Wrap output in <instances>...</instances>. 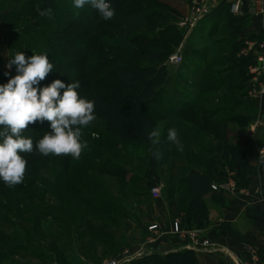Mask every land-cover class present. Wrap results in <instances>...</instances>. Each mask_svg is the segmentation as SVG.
<instances>
[{
	"label": "trees",
	"instance_id": "obj_1",
	"mask_svg": "<svg viewBox=\"0 0 264 264\" xmlns=\"http://www.w3.org/2000/svg\"><path fill=\"white\" fill-rule=\"evenodd\" d=\"M36 1L37 3L33 0V3L37 4L36 9L39 11L34 10L33 16L42 17L47 11H51L54 22L46 29L43 25L21 26L20 28L13 26L12 32L7 36V49L10 51V58L18 52H23L26 58L33 54H46L49 62L53 64V71L34 87L42 89L57 79L66 86L78 81L80 84L77 89L78 94L81 98L94 102L93 114L95 117L105 119L106 131L92 130L83 126L81 141L87 142V148L82 151L79 159H75L71 156H54L52 154L44 156L41 154L36 145L44 134H51L50 122L45 120L29 124L28 128L22 132V136L32 140L33 151L21 153L27 161L23 182L7 186L0 180V183L12 195L9 198L4 193L2 194L11 207L10 210L4 212L14 217L19 214L30 217L33 221L34 234L50 217L54 223H57V229L60 231L73 232V229L76 228L75 223L80 224L79 228L82 227L80 222L82 215L78 212L79 205L84 204L86 208H93L100 213H112V209L119 210L117 206L108 207L96 204L80 195L85 192L88 196L99 199V196L92 192L93 179L86 176L91 171L119 178L129 172L123 166L113 163L111 156L107 154L108 150L113 152L116 159L124 160L127 165L132 163L130 159H123V155L127 151V155L136 154V158H141L143 161L148 159L146 182L149 187H154L160 182L158 170L164 165L166 155L163 154V158L159 161L153 158V144L148 137V133L154 129L152 125L169 121L165 128L167 132L169 129L175 128L177 132L187 137L186 140H183V149L187 153V144L189 147L191 145L198 146L196 141L190 140L200 135L196 134V131L204 133V130L197 124L196 119L199 118L190 114V111L197 110L201 117H207L208 122L216 124L218 133H222L225 123L223 120L216 122V116L223 111L224 107L213 108L210 113L206 114L205 108L193 105L194 103L179 107L176 104L175 107L171 105L166 110L167 113L164 117L160 119L149 112V108L159 100L162 93H165L164 86L170 76L166 62L169 58L167 51L171 42L162 40L163 33L170 29L167 26L170 12H163L164 29L157 32L146 21L149 17L147 11L153 7L152 2L148 0H109L114 1L111 6L115 15L108 21L101 17L98 10L91 9L90 4H86L82 9H76L73 6V0ZM41 12H45V14L41 15ZM24 15L25 13L19 18L1 17L4 22L9 21L11 25L19 24V19L24 18ZM84 19L89 23H86ZM229 19L228 27H235V20L232 17ZM234 34L235 28L231 36ZM166 49L168 50L166 51ZM236 50H233L234 57ZM102 57L105 59L104 62L101 61ZM234 57L232 61L225 63L216 60L215 63H223V65L218 64L217 71L214 70L208 75H205L204 72L200 73V80L204 75L206 80L210 79V92L219 94L217 92L219 89L222 90V93L225 90L226 93L221 95L222 98H217L219 102L225 103L227 100H234L229 106L232 109L244 105L242 102L237 103L238 100L235 99L238 91L241 90L244 79L243 75L237 72L236 62H233ZM0 61V85H4L18 73L14 65V71L5 75L2 69L7 61L3 57L0 58ZM200 80L199 85H201ZM217 81L219 82L217 83ZM60 91L63 94V89ZM3 131L4 127L0 126V133ZM2 140L3 137L0 136V142ZM218 145L219 154H221L220 162L199 154L197 159L200 163H196L198 168H185L187 175L180 178L177 184L179 203L182 204L187 199L189 200L185 213L188 217L186 224L188 229L208 227L210 217L207 199L214 194L213 183L224 178L226 168L235 172L239 188H250L253 185V177L257 168L252 164L250 155L234 144H230L228 138L223 142L218 141ZM105 146L108 150L103 148ZM169 146L162 141L157 145L159 149ZM121 148H125L127 151L121 150ZM177 155L178 152L173 154V156ZM187 156H189L188 153ZM50 163L63 167L62 172L64 173L66 169L73 171L68 179L63 173L62 179L66 181L68 187L69 184L74 186L66 195L69 198L68 210H73L78 216L75 217V222L73 219H62L46 212V208H48L47 189L51 190L53 194L55 193L54 196L58 201L63 203L67 199L66 195L58 194L60 191L56 193V188L40 173V170L48 172ZM65 186L67 185L65 184ZM215 197L218 202H224L223 193H218ZM0 225L2 226L1 222ZM1 229L0 246L3 247L6 243L3 242L4 234ZM87 231L92 238L101 239L99 234H92L91 224L87 226ZM45 234L47 238L51 237L47 230ZM59 253L56 254V259L64 260L65 258ZM129 264H199V262L194 251L182 250L165 255L147 254Z\"/></svg>",
	"mask_w": 264,
	"mask_h": 264
},
{
	"label": "rangeland",
	"instance_id": "obj_2",
	"mask_svg": "<svg viewBox=\"0 0 264 264\" xmlns=\"http://www.w3.org/2000/svg\"><path fill=\"white\" fill-rule=\"evenodd\" d=\"M34 1L37 3L36 0ZM148 1L152 2L153 7H150L147 11V16L149 17H147L148 19L146 21L157 32H161L164 29L162 23L164 13L170 12L167 25L170 29L163 33L162 40L171 42L169 50L166 49V51L168 50L169 57L175 52L180 51L183 58L182 64L180 65H171L166 62L168 73L170 74L167 84L164 86L166 91L149 108V112L160 119L164 117L167 113L166 110L171 105L175 107L177 104L179 107L194 103L193 105L205 108L206 114L210 113L213 108L221 106L224 109L216 116V122L223 120L225 123L224 131L218 133L216 131V124H211L206 119L207 117H201L197 110L192 109L190 114L199 118L196 121L198 126L204 130V133L196 131V134H200V137L189 138L191 141H196L198 146L191 145L189 147V144H187V153L189 154L187 156L186 150L183 149V140L187 139L186 136L178 132V140L180 142L178 146L168 141L166 137L168 132L165 128L169 124V121L158 122L152 125L154 129L159 128L161 133L160 141L170 145L168 148H160L161 153L165 154L166 157H164V165L159 167L158 170L160 182L154 187H149L146 182V165L148 164V159L143 161L141 158H136V154L133 156L127 155L128 151L125 148H121V150L127 151L123 155V159H130L132 161L131 165H127L124 160L116 159L113 152H110L106 146L103 147L108 150L107 154L111 156L113 163L115 162L123 166L129 172L124 177L119 178L113 175L99 174L91 171L86 176L93 179V184L91 185L93 188L92 192L99 196V199L88 196L85 192L80 193V195L82 198H86L96 204H102L108 207L117 206L119 210L114 211L112 209V213H100L96 212L93 208H86L84 204L79 205L78 212L82 215L80 217L82 227L79 228L80 224L75 223L76 228L73 229V232L60 231L57 229V223H54L50 217L42 225V228L37 229V232L34 234L32 230L33 221L30 217L25 216V214H19L17 217H14L4 212L5 210H10L11 207L5 201L2 194L4 193L9 198L12 195L0 183V222L2 224V226L0 225V229L2 228L1 230L4 234L3 242L6 243L3 247L0 246V264H129L131 261L140 259L153 251H150L148 248L157 242L161 233V228L158 224H150L152 223L151 220H153L151 217L157 211L155 206L156 201L161 198L162 200L165 198L173 200L175 196L179 197L177 194L179 179L187 175L185 168H198L196 163H200L197 159L199 154L207 158H214L220 162L221 154H219L218 141L223 142L228 138L230 144H234L250 155V160L257 169L264 166L260 162V150L264 149V116L262 117V121L259 120V115L251 106L254 101L264 102V83L254 81L251 73L244 71L242 78L245 83H248L249 80L251 82H249L250 86L245 91L248 94L247 96L246 94L242 95L245 87L241 85V90L238 91L239 93H237L238 95H236L235 99L238 100L237 103L242 102L244 105L243 107L232 109L229 106L234 100H227L225 103L223 101L219 102L217 98H222L220 94L222 90L219 89V94L210 92V79L206 80L204 78L205 75L216 70L218 64L223 65V63H215V61L210 60H221L224 63L233 60L234 51L222 44L224 39L232 35L233 29L235 28L228 27L230 19L227 18L225 20L226 22L224 24H226V27L224 24H221L225 30L215 32L212 38L208 34L209 28L204 32L200 30L208 25V21L206 20L195 31V35H191L188 39H185L184 36H188V32L185 29L184 34H182L179 28H188L191 26L193 10L202 0ZM35 2L33 3V0H0V58L3 57L7 61L5 67L2 69L4 74L6 72L11 74L15 68L14 65L11 69L6 67L10 59V51L7 49V36L12 32L13 26L20 28L21 26L36 27L37 25H43L44 29H46L54 22L51 11H47L42 17L33 16L34 12L38 10L36 9L37 4ZM106 2L110 3V5L114 4V1L107 0ZM90 8L96 10L91 6ZM23 13H25V17L19 19V24L13 23L10 25L9 21L4 22L1 17L19 18ZM254 16L257 15L255 14ZM86 23H89L88 20ZM243 50L244 48L238 54H241ZM104 60V57H102L101 61L104 62ZM233 62H236V67L239 68V63L235 60ZM248 63L251 65L254 64L253 61H249ZM243 66L245 67L246 65ZM201 72H204L205 75L203 74L204 76L200 80ZM199 80L201 85L198 84ZM195 86L201 89L197 95L192 92ZM105 123V119L95 117L86 127L105 132ZM175 152H178L177 156H173ZM80 163L82 164V161ZM62 171L63 167H58L57 165H53V163L49 164L48 172L40 170L42 177L47 179L56 188V193L60 191L58 193L60 196H63L62 194H69L70 188L74 187L71 184L68 187L66 181L62 179L64 173ZM66 172L64 175L68 179L73 174V171L66 169ZM231 179L236 181L235 172L226 168L224 178L218 179L213 184L228 182ZM154 188H159L160 190L158 197L152 194ZM250 193H252L251 195L256 194L254 182L250 188H239L237 193L224 194L241 197L247 196ZM54 194L51 190L47 189L46 202L48 203V208H46V212L51 213L53 216L61 217L62 219H73L75 222L77 215L73 210H68L67 203L69 202V198L67 195V199L62 203L55 198L56 196ZM216 194L218 193L214 191L212 195ZM188 205V199L182 204L179 203L184 213H186ZM175 222L179 221L175 220L172 223V232L177 236L191 238V233L197 232L199 234V232L206 229H188L186 225L183 226L179 222L181 232L176 233L174 230ZM89 224L92 225V234H99L101 239L96 240L91 237L87 231ZM151 226H158V229L150 231L149 228ZM44 230H47L48 234H51V237L47 238ZM200 242L204 245L196 247L192 241L190 247L196 249L211 247L207 241H201L200 239ZM57 253L61 254L65 259H56Z\"/></svg>",
	"mask_w": 264,
	"mask_h": 264
},
{
	"label": "crops",
	"instance_id": "obj_3",
	"mask_svg": "<svg viewBox=\"0 0 264 264\" xmlns=\"http://www.w3.org/2000/svg\"><path fill=\"white\" fill-rule=\"evenodd\" d=\"M237 1H241L240 15L238 16L231 11L232 5ZM210 4L214 9L209 17L201 20L194 28H179L182 34L185 29L188 32V36H184L185 39L195 35V31L206 20L208 25L200 30L204 32L209 28L208 34L212 38L215 32L225 30L221 24H224L227 18L232 17L235 20V34L224 39L222 44L228 46L232 51L237 49L234 57L235 61L239 63V68L236 67L237 72L242 74L244 71L250 72L251 68L261 66L256 60L257 51H252L247 58H241L238 52L240 53L241 49L246 48L247 44L264 43V15L254 16L252 14L254 4L251 0H210ZM224 26L226 27V24ZM195 51L197 50L195 49ZM177 52L181 54L180 51ZM249 61H253L254 64L251 65L248 63ZM251 75L253 76V74ZM249 82L245 83L244 81L243 83V87H245L243 94L246 96L248 93L245 91L251 83ZM260 83H264V77L260 78ZM195 87L192 92L197 95L201 89ZM224 93H226L225 90L223 93L221 92V95ZM246 96L244 97L246 98ZM251 106L259 115V120L262 121L264 102L254 101ZM253 182L256 193L254 195H251L252 190L249 195L241 197L224 194L223 203L218 202L215 195L208 197L209 225L198 234L201 241H207L211 245L205 249H192L190 247L191 238L173 234L172 223L175 220L182 223L183 226L188 223L187 215L179 206L178 197L175 196L173 200L167 198L157 200L155 204L157 211L151 217L153 220L150 224H158L161 233L157 242L148 248L150 251L153 250L149 254L165 255L175 251L192 250L196 253L199 264H264V166L256 170Z\"/></svg>",
	"mask_w": 264,
	"mask_h": 264
},
{
	"label": "clouds",
	"instance_id": "obj_4",
	"mask_svg": "<svg viewBox=\"0 0 264 264\" xmlns=\"http://www.w3.org/2000/svg\"><path fill=\"white\" fill-rule=\"evenodd\" d=\"M86 4L98 10L105 21L115 15L106 0H73L76 9H82ZM40 14L44 15L45 12ZM13 65L18 74L8 83L0 85V126L4 127L0 133L3 137L0 142V180L7 186L20 184L24 180L27 161L21 153L33 151L32 140L22 136L29 124L45 120L50 122L51 134H44L36 145L41 154L79 159L87 148V142L81 141L82 127L95 119L94 102L80 97L78 81L66 86L57 79L42 89L34 87L53 71V64L46 54H33L26 58L23 52H18L9 59L6 67L11 69ZM160 136L159 128L148 133L153 144L152 155L157 161L163 158L157 147ZM167 139L178 146L180 144L175 128L168 130ZM260 162L264 164V158Z\"/></svg>",
	"mask_w": 264,
	"mask_h": 264
},
{
	"label": "built area",
	"instance_id": "obj_5",
	"mask_svg": "<svg viewBox=\"0 0 264 264\" xmlns=\"http://www.w3.org/2000/svg\"><path fill=\"white\" fill-rule=\"evenodd\" d=\"M254 4V8L252 9V14L256 15H264V0H251ZM240 5L241 1L235 2L232 7L231 11L234 15L238 16L240 15ZM213 6L210 4V0H202L196 8L193 10V20L191 24V28H194L201 20L209 17L213 12ZM1 25V22H0ZM252 51H257L256 60L258 63L261 64V66H257L250 69V73L254 76V81L260 82V78L264 77V43H250L247 44L246 48L241 52L240 57L241 58H247L249 57L250 53ZM183 58L182 55L177 52L174 53L169 57L168 62L171 65H180L182 64ZM260 157L261 159L264 158V149L260 150ZM212 190L218 193H237L239 190L238 184L235 180H230L228 182H221L219 184H213ZM246 193V192H244ZM152 194L155 197H158L160 194L159 188H154L152 190ZM158 226H151L149 228L150 231L157 230ZM174 230L176 233H180V224L179 222L174 223ZM191 238L194 243V246H202V242H200V239L197 232L191 233ZM207 244V243H206ZM192 249H196L192 247Z\"/></svg>",
	"mask_w": 264,
	"mask_h": 264
}]
</instances>
